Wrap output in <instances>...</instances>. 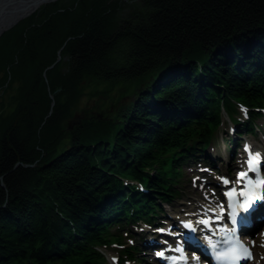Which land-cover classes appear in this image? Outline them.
Returning <instances> with one entry per match:
<instances>
[{
  "label": "trees",
  "instance_id": "16d2710c",
  "mask_svg": "<svg viewBox=\"0 0 264 264\" xmlns=\"http://www.w3.org/2000/svg\"><path fill=\"white\" fill-rule=\"evenodd\" d=\"M42 12L13 27L28 31L11 50L8 32L0 38V59L19 60L4 67L26 80L0 124V264H106L99 248L113 240L114 224L173 197L179 158L207 148L232 100L264 102V0H142L128 22L102 7L78 30L71 25L58 63L47 50L60 11ZM54 63L47 77L61 79L52 88L39 72ZM126 82L136 85L135 101L120 95L116 119L72 116L84 89L104 105L98 93ZM68 119L80 120L59 150Z\"/></svg>",
  "mask_w": 264,
  "mask_h": 264
},
{
  "label": "rangeland",
  "instance_id": "374dc122",
  "mask_svg": "<svg viewBox=\"0 0 264 264\" xmlns=\"http://www.w3.org/2000/svg\"><path fill=\"white\" fill-rule=\"evenodd\" d=\"M137 2L138 1L135 2L134 0L130 2H126V1L124 2L123 0H84V1L83 0H59L58 3L56 4H52V5L47 4V5L41 6L35 13L37 15L40 13V10H43L44 12L41 13V15L43 16L47 12H49L51 9L59 8V11H60L59 16H56V18L52 20V23H50L51 28L53 27L52 28L53 33L48 35V39H51V44L49 45L50 48L47 50L49 51V54L50 53L53 54V52L56 50L57 55H59L60 50L64 47L66 42L70 38H72L71 25L73 23L76 25L75 29L78 30L79 28L78 26L83 25L86 22V20L90 18V17L88 18V15L90 14V12L94 13L95 11L100 10L102 7H104V10L111 9V11L118 12L119 17H121L120 19H122V21L126 20L128 22L127 19L128 17H130L129 13L134 12L136 9H138L142 1L138 3ZM84 3H86V5H84ZM17 26L18 25H16L14 28H16ZM14 28L10 29V32L8 30L7 31L8 33L5 32L6 34L3 37L4 38L3 41L9 43V45L7 46L9 47L10 50H11L10 44L12 45V43H14L13 37L19 36L25 30L28 31V25L22 24L17 29L13 30ZM21 46L23 45L20 44L19 48ZM0 47H3V45H0ZM8 47H5L2 51L6 52L8 50ZM23 51L24 50H22V52ZM51 54L49 56H51ZM46 56H47L46 58L47 60L49 56L48 54ZM9 62L10 64L19 62L17 58V53H13L11 55L5 56L2 59H0V124L3 118H10L13 116L15 108L19 102L20 89L22 88V85H24L26 81L21 75L16 73V71L18 72L17 67L16 69H12V70H10V68L8 69L7 67H4L6 66L5 63H9ZM45 72H46V75H44ZM39 73L41 77L46 78L47 83H49L51 87H52L51 84L54 81L61 79V75L57 74L54 80L51 81V78L47 77V68L44 69L43 73L41 72V70ZM155 79L156 81H159V77L153 78L152 81L153 80L155 81ZM135 87H136L135 83L131 84L130 82H126L125 84L121 83V85L119 84V85H115L112 87H110V85L107 86V89L105 90L106 92H109V90H112L109 94L98 93L100 96L108 97L104 99L105 103L104 105H102L103 102H100L101 98L97 96L96 93L94 94V89L92 86H90L89 88L84 89V92H86V95L84 97L81 96L80 102H79L80 105L77 109L73 110L72 116L76 114L81 119L84 117H87L90 119L91 117L95 115V117L99 119H102V118L116 119L115 111L117 109H116V106H114V101L123 93L126 94L127 98H130L129 100L135 101V94H133ZM57 92L59 93L60 89H57L55 92L51 93V96H50V99L52 101L51 102L52 113H53V108L56 105V95L55 94ZM61 101L64 102V98H61ZM126 102H127V99H126ZM53 103H54V106L52 107ZM79 120L80 119H77V120L68 119L66 121V125L68 127H65V126L61 127L64 130V133L67 134L68 138L64 139L63 143L59 147V150H61L62 148L70 144L69 143V140H70L69 132H71V130L74 129L75 125L78 123Z\"/></svg>",
  "mask_w": 264,
  "mask_h": 264
},
{
  "label": "snow or ice",
  "instance_id": "6c2138e0",
  "mask_svg": "<svg viewBox=\"0 0 264 264\" xmlns=\"http://www.w3.org/2000/svg\"><path fill=\"white\" fill-rule=\"evenodd\" d=\"M262 160H264V158H262L259 153L250 155V158L248 160L249 170L255 171L256 168L261 164ZM246 175L247 173L242 172L240 174V178L243 179ZM224 183L227 184L229 183V181L225 179ZM250 184H251V181H250ZM261 186H264V179L259 180L255 185H252L253 188H259ZM231 195H233V193H229V196ZM241 195H248L249 199L255 198L254 193H247V194L241 193ZM240 208L246 210L247 205L242 204L240 205ZM222 215H223V209L221 208V212L219 215L216 216V219L219 220ZM232 222L236 223L235 212H233V215H232ZM198 223L210 227L211 218L199 220ZM184 226L190 230H193V231L195 230L193 228L192 223H186ZM212 247L215 249L217 246L212 245ZM163 254H164L163 252L158 253V255H161V256H163ZM250 258H251V253L249 249L243 243L239 242L238 240L234 246L227 247L224 251L217 252L216 254L217 264H240L242 260L250 259ZM194 259H196L197 261L199 260L198 257H195ZM175 264H178V262H175Z\"/></svg>",
  "mask_w": 264,
  "mask_h": 264
},
{
  "label": "water",
  "instance_id": "95a60500",
  "mask_svg": "<svg viewBox=\"0 0 264 264\" xmlns=\"http://www.w3.org/2000/svg\"><path fill=\"white\" fill-rule=\"evenodd\" d=\"M57 1L59 0H0V37L8 30L15 27L19 22L31 16L33 13H35L41 6L47 4H53L56 3ZM70 40L71 38L68 41ZM66 44L60 50L59 57L56 63H58L61 60L60 54L61 51L65 48ZM56 63L53 66L49 67L47 71L54 68ZM44 75H46V72ZM53 106L54 103L52 104V107ZM51 114H52V109L49 115ZM34 166L35 165H30V167H34Z\"/></svg>",
  "mask_w": 264,
  "mask_h": 264
},
{
  "label": "flooded vegetation",
  "instance_id": "af4514ba",
  "mask_svg": "<svg viewBox=\"0 0 264 264\" xmlns=\"http://www.w3.org/2000/svg\"><path fill=\"white\" fill-rule=\"evenodd\" d=\"M123 1H124V2H125V1H126V2H130V1H132V0H123ZM134 1H135V2H136V1L141 2L142 0H134ZM138 2H137V3H138Z\"/></svg>",
  "mask_w": 264,
  "mask_h": 264
},
{
  "label": "bare ground",
  "instance_id": "6f19581e",
  "mask_svg": "<svg viewBox=\"0 0 264 264\" xmlns=\"http://www.w3.org/2000/svg\"><path fill=\"white\" fill-rule=\"evenodd\" d=\"M58 2V1H57ZM162 78V77H161Z\"/></svg>",
  "mask_w": 264,
  "mask_h": 264
}]
</instances>
